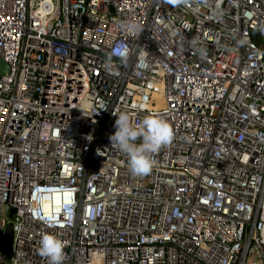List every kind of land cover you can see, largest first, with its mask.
<instances>
[{
    "label": "built area",
    "instance_id": "obj_1",
    "mask_svg": "<svg viewBox=\"0 0 264 264\" xmlns=\"http://www.w3.org/2000/svg\"><path fill=\"white\" fill-rule=\"evenodd\" d=\"M260 41L264 0H0V264H264ZM121 112L173 132L148 175Z\"/></svg>",
    "mask_w": 264,
    "mask_h": 264
},
{
    "label": "clouds",
    "instance_id": "obj_2",
    "mask_svg": "<svg viewBox=\"0 0 264 264\" xmlns=\"http://www.w3.org/2000/svg\"><path fill=\"white\" fill-rule=\"evenodd\" d=\"M121 27L134 32L139 26L129 20ZM117 55L125 60L128 53L122 51ZM115 116L116 130L109 137L112 148L127 158L128 170L132 175H148L154 167L152 154L172 139V130L164 120L147 117L135 125L127 112ZM39 253L47 258L48 264H62L64 243L54 234H45L40 239Z\"/></svg>",
    "mask_w": 264,
    "mask_h": 264
},
{
    "label": "water",
    "instance_id": "obj_3",
    "mask_svg": "<svg viewBox=\"0 0 264 264\" xmlns=\"http://www.w3.org/2000/svg\"><path fill=\"white\" fill-rule=\"evenodd\" d=\"M8 71V66L0 60V75H4ZM13 210L10 212L9 218H12ZM13 238V227L12 224H8L5 229L4 237L1 241V252H7L10 250L11 242Z\"/></svg>",
    "mask_w": 264,
    "mask_h": 264
},
{
    "label": "trees",
    "instance_id": "obj_4",
    "mask_svg": "<svg viewBox=\"0 0 264 264\" xmlns=\"http://www.w3.org/2000/svg\"><path fill=\"white\" fill-rule=\"evenodd\" d=\"M259 43L261 44V48H262V50L264 52V41H260Z\"/></svg>",
    "mask_w": 264,
    "mask_h": 264
}]
</instances>
